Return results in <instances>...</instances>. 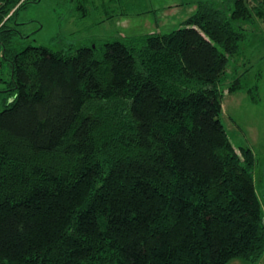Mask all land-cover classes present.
Returning a JSON list of instances; mask_svg holds the SVG:
<instances>
[{"label":"trees","instance_id":"trees-1","mask_svg":"<svg viewBox=\"0 0 264 264\" xmlns=\"http://www.w3.org/2000/svg\"><path fill=\"white\" fill-rule=\"evenodd\" d=\"M27 1L0 6L14 91L0 109V264H257V158L220 116L264 0L201 1L167 34L57 52L14 46L7 23ZM247 71L227 90L255 102Z\"/></svg>","mask_w":264,"mask_h":264},{"label":"rangeland","instance_id":"rangeland-1","mask_svg":"<svg viewBox=\"0 0 264 264\" xmlns=\"http://www.w3.org/2000/svg\"><path fill=\"white\" fill-rule=\"evenodd\" d=\"M130 1L137 3L140 0ZM80 2L81 0H28L7 23L17 30L12 37L14 46H42L57 52L66 51L69 47L100 46L103 42L129 34L123 29L125 25L119 24L121 20L115 23L108 17L118 13L127 0H122L123 3L118 6L111 0H89V11L85 17L81 16V11L75 10ZM180 16L183 15L178 14L177 19ZM177 19L166 24L159 34H167L183 27L182 23L175 24ZM138 25L136 22L135 26ZM245 28L248 40L242 44L240 54L229 60L226 69L220 121L236 151L239 152L241 147L250 148L257 158L253 178L264 212V20H254L245 25ZM2 50L0 43V109L14 95V91L10 90L11 71L8 62L1 57ZM245 70L248 71L242 84L249 87L258 84L255 102L250 100L244 90L235 93L227 90L235 77ZM257 264H264V254Z\"/></svg>","mask_w":264,"mask_h":264},{"label":"crops","instance_id":"crops-1","mask_svg":"<svg viewBox=\"0 0 264 264\" xmlns=\"http://www.w3.org/2000/svg\"><path fill=\"white\" fill-rule=\"evenodd\" d=\"M201 1L209 0H168V2L163 1L161 3H156L154 0H140L137 3H133L127 0V3L124 2L126 4H124L123 8L117 11L118 13L108 17H114L113 19L110 18V21H115V23L121 20L119 24L125 25L123 29L129 32V34L123 35L126 37L159 33L166 24L177 19L176 16L178 14H182L183 16L178 17L175 24L183 23V21L194 14L197 3ZM120 3H123L122 0L118 4ZM136 22H138V26H135ZM142 30L145 31L140 34H134ZM246 263L241 260H233L228 264Z\"/></svg>","mask_w":264,"mask_h":264},{"label":"built area","instance_id":"built-area-1","mask_svg":"<svg viewBox=\"0 0 264 264\" xmlns=\"http://www.w3.org/2000/svg\"><path fill=\"white\" fill-rule=\"evenodd\" d=\"M2 3H3V0H0V6L2 5ZM10 14H11V13H10ZM10 14H9V15H10Z\"/></svg>","mask_w":264,"mask_h":264}]
</instances>
